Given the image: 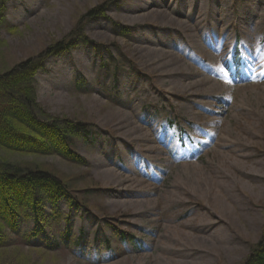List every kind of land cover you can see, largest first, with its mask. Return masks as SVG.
<instances>
[{"label":"rangeland","instance_id":"obj_1","mask_svg":"<svg viewBox=\"0 0 264 264\" xmlns=\"http://www.w3.org/2000/svg\"><path fill=\"white\" fill-rule=\"evenodd\" d=\"M104 1L6 0L0 72L66 38ZM107 8L84 31L104 48L80 43L46 59L34 79L47 113L93 123V138L76 137L88 163L0 149L91 189L78 193L88 204L42 202L33 245L24 238L33 217L22 213L0 264H243L264 225V0H114ZM115 22L135 30L122 35ZM239 37L250 59L243 78L226 67ZM105 221L133 232V243L108 248ZM62 233L80 240L40 244Z\"/></svg>","mask_w":264,"mask_h":264},{"label":"trees","instance_id":"obj_2","mask_svg":"<svg viewBox=\"0 0 264 264\" xmlns=\"http://www.w3.org/2000/svg\"><path fill=\"white\" fill-rule=\"evenodd\" d=\"M3 1L0 0V24L3 22ZM111 1L114 0H107L89 9L78 19L75 29L66 38L0 72V149L25 154L56 153L75 164L85 162L76 150L75 135H88L89 121L47 113L37 101L34 78L50 56L58 55L80 42L96 44L85 36V23L104 14ZM121 28L123 35H128L132 29L129 26ZM90 190L78 191L56 173L34 163L13 162L0 156V248L4 247L7 239L5 229L17 230L21 213H31L36 229L41 232L43 227L39 222L42 202L55 204L64 199L71 207H81L87 205L88 200L85 195L78 193L85 194ZM117 227L114 226L115 230ZM39 230L29 234L28 244L31 243L30 239L39 235ZM118 234L124 239L129 238L122 232ZM46 248H55V245L46 243ZM243 264H264V228L261 238L251 246Z\"/></svg>","mask_w":264,"mask_h":264},{"label":"bare ground","instance_id":"obj_3","mask_svg":"<svg viewBox=\"0 0 264 264\" xmlns=\"http://www.w3.org/2000/svg\"><path fill=\"white\" fill-rule=\"evenodd\" d=\"M151 7H154V6H153V5H150L149 9H150Z\"/></svg>","mask_w":264,"mask_h":264}]
</instances>
